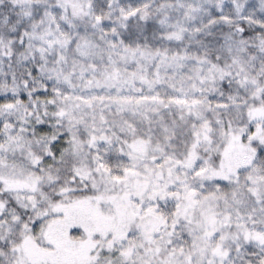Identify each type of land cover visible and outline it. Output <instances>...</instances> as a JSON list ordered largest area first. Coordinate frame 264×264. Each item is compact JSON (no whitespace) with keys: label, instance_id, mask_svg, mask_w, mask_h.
Here are the masks:
<instances>
[{"label":"snow or ice","instance_id":"snow-or-ice-1","mask_svg":"<svg viewBox=\"0 0 264 264\" xmlns=\"http://www.w3.org/2000/svg\"><path fill=\"white\" fill-rule=\"evenodd\" d=\"M0 264H264V0H0Z\"/></svg>","mask_w":264,"mask_h":264}]
</instances>
